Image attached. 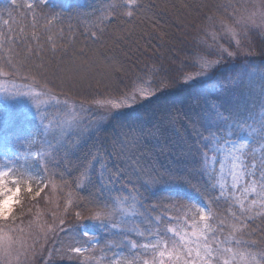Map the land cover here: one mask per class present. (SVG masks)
<instances>
[{
  "label": "snow or ice",
  "instance_id": "1",
  "mask_svg": "<svg viewBox=\"0 0 264 264\" xmlns=\"http://www.w3.org/2000/svg\"><path fill=\"white\" fill-rule=\"evenodd\" d=\"M11 3L21 11L0 31V97H27L31 108L0 105V264H99L108 251L109 264H264V228L252 223L264 220V0H229L218 5L226 17H205L194 71L145 66L123 90L122 63L72 50V19L99 41L111 25L139 18L141 0L74 15L52 0ZM93 88L104 91L82 95ZM178 89L189 91L186 111L169 107L151 126L128 122L130 110ZM19 114L35 130L12 144ZM113 120L118 130L107 134ZM41 197L54 210L41 209ZM217 200L226 216L212 209ZM97 229L109 237L103 247Z\"/></svg>",
  "mask_w": 264,
  "mask_h": 264
},
{
  "label": "trees",
  "instance_id": "2",
  "mask_svg": "<svg viewBox=\"0 0 264 264\" xmlns=\"http://www.w3.org/2000/svg\"><path fill=\"white\" fill-rule=\"evenodd\" d=\"M105 2L106 0H52L53 4L61 5L65 13L73 15L78 11L91 12L102 7ZM228 2L229 0H141L145 12L140 13L139 18L133 19L131 22L122 20L118 24L111 25L99 41L90 39L84 22L74 18L72 19V35L75 37V43L72 50L78 51L83 48L90 54L96 53L114 58L127 67L129 72L127 74L121 73L118 79V87L121 90L129 86L136 75L143 74L142 70L145 69V66H163L172 75H178L181 70L190 71L195 55L201 51L197 36L202 35L199 30L207 23L205 17L208 15L226 17L227 13L219 8L218 5ZM231 2L238 3L242 2V0H231ZM19 11L21 10L12 5L11 0H0V31H7V25L4 21L9 20L8 13L11 12L12 18L17 19ZM23 11L26 12L27 9ZM30 18L31 14L28 13L26 23H30ZM254 43L253 45H256L255 47L257 48L255 50L258 55L261 41L257 42L254 40ZM252 59L259 60L255 57ZM242 62L243 59H237L231 63L236 65ZM227 67L228 65H225L220 71L228 73L230 69ZM32 72L36 74L38 70L32 68ZM27 74L28 72H25V75ZM24 82L21 78L16 79V83ZM48 83L50 87L55 86L57 91H60L62 87L58 81L52 78H49ZM103 91V88L98 90L95 88L86 89L82 95H92ZM72 95L77 100L81 98L80 95H76V90H73ZM188 96L189 91L183 89L165 93L159 99L146 102L142 107L130 110V115L127 118L128 122L139 121L151 126L160 122L166 116L169 107L181 108L186 111ZM16 111L19 112V109H16ZM116 125L117 121L108 122L106 133L116 132L118 130ZM17 128L21 129V131L17 132ZM29 130H35L34 121L27 120L22 114H19L16 118L15 126L9 129V132L12 133L11 143H23ZM168 138L174 139L176 134L171 135L169 132ZM29 150L30 146L25 145L22 150V162L23 157L28 156ZM31 152L32 156H35V150L31 149ZM28 163L36 165V161L31 157H29ZM74 177L75 173L73 172L67 175L66 178L71 181ZM91 191L95 192V189L93 188ZM87 194L88 192L85 191L84 195ZM194 202L205 207L208 206L203 198H194ZM211 207L218 214L227 215L228 205L224 200L214 201ZM49 209L45 208L43 210L47 211ZM52 210H54V206ZM252 223L256 228H264V220L259 217ZM96 234L100 237L101 247H103L105 241L109 238L107 233L97 229ZM60 238H65L63 233L60 234ZM114 251L127 253L126 249H115ZM111 255L112 252L108 251L107 257L99 261V264H109L108 257H111ZM38 264H40V261ZM57 264H68V262L57 261Z\"/></svg>",
  "mask_w": 264,
  "mask_h": 264
},
{
  "label": "rangeland",
  "instance_id": "3",
  "mask_svg": "<svg viewBox=\"0 0 264 264\" xmlns=\"http://www.w3.org/2000/svg\"><path fill=\"white\" fill-rule=\"evenodd\" d=\"M27 2V0H22V1H20L19 2V0H17V4H21V3H26ZM242 2L243 3H247V4H249V5H251V3H252V0H242ZM254 40H256L257 42H259L260 41V39L258 38V37H256V36H253L252 37V43L253 44H255L254 43ZM256 45H253V47H254V49L255 48H257V47H255ZM255 58L256 59H261L260 57H259V55H256L255 56ZM240 59H244L243 57L242 58H240ZM259 60H256L257 62L259 61ZM228 69H230L229 68V66L227 67ZM195 69L191 66V69H190V71H194ZM229 72V71H228ZM7 104H12L16 109H19V110H29L30 108H31V101H30V99L29 98H27V97H20V98H17L15 101H6L3 97H0V105H7ZM18 116V115H17ZM108 124V123H107ZM107 126V125H106ZM170 133H171V135H175V133L174 132H171L170 131ZM46 192L48 191L47 189L45 190ZM238 194V193H237ZM25 196H26V194H25ZM44 196V194L42 193V197ZM42 197L41 198H38V199H40V204H39V207L41 208V209H45V208H53V205H49V204H46L45 202H44V200L42 199ZM25 203H27V199L25 200ZM45 218H47V217H45ZM49 223H51V220H49L48 221ZM40 260H39V258L37 259V261L35 262V264H38V262H39Z\"/></svg>",
  "mask_w": 264,
  "mask_h": 264
}]
</instances>
